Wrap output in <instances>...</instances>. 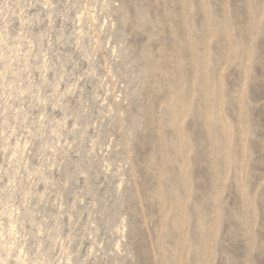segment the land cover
Masks as SVG:
<instances>
[{
	"label": "rangeland",
	"instance_id": "rangeland-1",
	"mask_svg": "<svg viewBox=\"0 0 264 264\" xmlns=\"http://www.w3.org/2000/svg\"><path fill=\"white\" fill-rule=\"evenodd\" d=\"M0 264H264V0H0Z\"/></svg>",
	"mask_w": 264,
	"mask_h": 264
}]
</instances>
